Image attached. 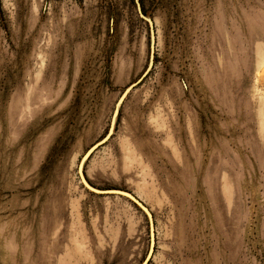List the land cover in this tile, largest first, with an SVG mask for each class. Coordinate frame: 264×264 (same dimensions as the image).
I'll return each mask as SVG.
<instances>
[{"label": "rangeland", "instance_id": "1", "mask_svg": "<svg viewBox=\"0 0 264 264\" xmlns=\"http://www.w3.org/2000/svg\"><path fill=\"white\" fill-rule=\"evenodd\" d=\"M145 262L264 264V0H0V264Z\"/></svg>", "mask_w": 264, "mask_h": 264}, {"label": "water", "instance_id": "2", "mask_svg": "<svg viewBox=\"0 0 264 264\" xmlns=\"http://www.w3.org/2000/svg\"><path fill=\"white\" fill-rule=\"evenodd\" d=\"M137 11L138 14L141 18H143L144 20H146L149 24V30H150V64L152 63L153 60V54H154V48H155V41H156V37H155V32H154V26H153V22L151 21L150 18H146L140 9V5L137 2ZM143 77L138 79L136 82H134L133 84H131L129 87H127L122 95V98L120 99V102L128 95V93L133 90L137 85L140 84V82L142 81ZM118 114V110H115V115ZM114 119V118H113ZM113 119H112V123L109 129L108 134L99 142H97L96 144H94L84 155L82 161L79 163L78 166V175L80 178L81 183L83 184V186L88 189L89 191L96 193V194H112V195H119V196H123L126 199H128L130 202H132L134 204V206H136L137 208H139L147 217L148 220V228H149V237H150V246H149V252H148V259L151 258L153 252H154V246H155V226H154V221H153V216L152 213L150 212V210L136 197L134 196L132 193L128 192V191H124V190H119V189H109V190H100L97 189L95 187H93L92 185H90L88 183V181L85 178L84 175V164L85 162L88 160V158L91 156L92 153H94L98 148H100L102 145H104L111 137V135L114 132V126L115 123L113 124ZM113 128V129H112ZM84 160V162H83ZM146 263V262H145ZM144 263V264H145Z\"/></svg>", "mask_w": 264, "mask_h": 264}, {"label": "bare ground", "instance_id": "3", "mask_svg": "<svg viewBox=\"0 0 264 264\" xmlns=\"http://www.w3.org/2000/svg\"><path fill=\"white\" fill-rule=\"evenodd\" d=\"M117 110H118V108H117ZM116 116H117V115H115V116L113 117V118H114V119H113V124L115 123ZM112 129H113V128H112ZM83 162H84V160H83ZM139 200H140V199H139ZM140 201H141V200H140ZM146 263H147V262H146ZM146 263H145V264H146Z\"/></svg>", "mask_w": 264, "mask_h": 264}]
</instances>
